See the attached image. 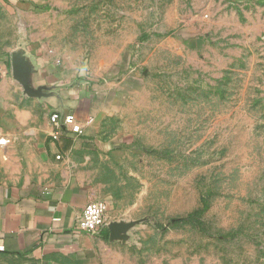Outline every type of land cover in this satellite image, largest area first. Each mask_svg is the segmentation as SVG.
<instances>
[{"label":"rangeland","instance_id":"374dc122","mask_svg":"<svg viewBox=\"0 0 264 264\" xmlns=\"http://www.w3.org/2000/svg\"><path fill=\"white\" fill-rule=\"evenodd\" d=\"M41 1L0 0V63L36 45L114 84L70 173L133 264H264V0Z\"/></svg>","mask_w":264,"mask_h":264},{"label":"crops","instance_id":"0c3cea01","mask_svg":"<svg viewBox=\"0 0 264 264\" xmlns=\"http://www.w3.org/2000/svg\"><path fill=\"white\" fill-rule=\"evenodd\" d=\"M24 50L31 84L46 96H25L11 66L0 63V129L7 138L0 147V264H133L130 243L112 240L108 227L98 236L76 229L83 208L94 200L70 173L74 148L116 103L114 84L100 85L54 54H41L36 45ZM54 112L74 116L83 133L65 129L53 139Z\"/></svg>","mask_w":264,"mask_h":264},{"label":"built area","instance_id":"2783aa9c","mask_svg":"<svg viewBox=\"0 0 264 264\" xmlns=\"http://www.w3.org/2000/svg\"><path fill=\"white\" fill-rule=\"evenodd\" d=\"M49 121L53 127L52 138L57 139L62 130L68 129L74 134L81 135L83 127L76 123L74 116L63 115L54 112L50 115ZM90 123V121H88ZM7 145V138L0 129V147ZM59 159V157H58ZM108 205L105 201L94 200L88 202L76 223V229L84 234L98 236L110 224L107 217ZM0 251H4V246L0 244Z\"/></svg>","mask_w":264,"mask_h":264},{"label":"water","instance_id":"95a60500","mask_svg":"<svg viewBox=\"0 0 264 264\" xmlns=\"http://www.w3.org/2000/svg\"><path fill=\"white\" fill-rule=\"evenodd\" d=\"M11 69L14 80L21 86L25 96L35 99L46 96L43 88H34L31 84L32 68L24 49H19L11 55ZM129 228L130 225L127 224L110 223L108 225L112 240H123Z\"/></svg>","mask_w":264,"mask_h":264}]
</instances>
